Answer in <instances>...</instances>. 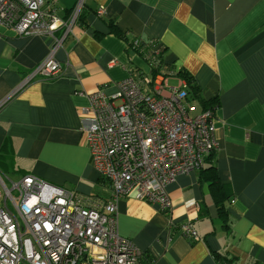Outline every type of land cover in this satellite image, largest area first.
I'll use <instances>...</instances> for the list:
<instances>
[{"label":"crops","instance_id":"obj_1","mask_svg":"<svg viewBox=\"0 0 264 264\" xmlns=\"http://www.w3.org/2000/svg\"><path fill=\"white\" fill-rule=\"evenodd\" d=\"M54 2L66 18L75 0ZM81 13L69 31L55 29L61 42L53 52L51 35L19 36L0 25V149L7 144L22 174L72 189L84 203L107 200L110 183L91 162L80 108L98 89L113 94L131 72L151 75L144 56L158 52L165 69L193 76L205 101L217 99L213 153L230 194L229 227L196 170L166 186L170 209L121 197L118 233L140 250L134 264H218L217 252L264 264V0H84ZM49 57L60 72L22 85ZM186 222L197 240L183 233Z\"/></svg>","mask_w":264,"mask_h":264},{"label":"built area","instance_id":"obj_2","mask_svg":"<svg viewBox=\"0 0 264 264\" xmlns=\"http://www.w3.org/2000/svg\"><path fill=\"white\" fill-rule=\"evenodd\" d=\"M54 0H0V25L19 36L48 34L52 52L61 39L57 27L70 30L84 0H75L66 18L56 15ZM101 13L102 10H97ZM138 43L137 40L134 41ZM151 75L131 72L106 95L89 93L80 108V131L99 175L110 183L107 200L88 198L33 174L5 181L0 174V264H134L140 250L118 233L117 202L123 196L171 208L166 186L180 174L199 170L217 146L211 110L195 111L181 78L153 53ZM60 64L49 57L31 70L53 76ZM194 110V111H193ZM193 111V112H192ZM183 233L197 240L190 223Z\"/></svg>","mask_w":264,"mask_h":264},{"label":"trees","instance_id":"obj_3","mask_svg":"<svg viewBox=\"0 0 264 264\" xmlns=\"http://www.w3.org/2000/svg\"><path fill=\"white\" fill-rule=\"evenodd\" d=\"M82 12V11H81ZM82 13H80L78 20L81 19ZM112 24H110L111 26ZM112 30L114 32H117L115 28L112 27ZM135 40L129 41V44L131 47L136 49V51L142 53L143 49L141 50V46L139 43L135 44ZM146 60L148 61L149 65L153 64L152 58L153 54L151 52L146 53L144 56ZM165 65V64H164ZM166 67V65H165ZM167 68V67H166ZM172 70V69H168ZM177 76L183 78L186 81L187 84V98L190 101H198L201 106V110H212L214 107L215 101L217 99H213V101H205L201 95H200V87L198 86L197 82L191 76L188 72H186L183 69H179L176 71ZM189 95V96H188ZM213 115V114H212ZM9 147L7 144H2L1 149H0V154L5 155L8 160L10 159V152H9ZM214 150L211 151L209 154L206 155L204 158V162L202 167L198 170V175H199V181L200 182H205L209 188V192L211 195V199L213 203L215 204L217 211H218V216L222 220V225L228 229L229 227V217H228V210H227V205L229 203V190L226 184L221 182L219 179V176L216 171V166L214 163ZM4 164V162H2ZM29 174V173H25ZM23 174V175H25ZM22 175V176H23ZM191 224V223H190ZM215 258L218 261V264H236V261H234V258H231L227 254H222L220 252H217L215 254Z\"/></svg>","mask_w":264,"mask_h":264},{"label":"rangeland","instance_id":"obj_4","mask_svg":"<svg viewBox=\"0 0 264 264\" xmlns=\"http://www.w3.org/2000/svg\"><path fill=\"white\" fill-rule=\"evenodd\" d=\"M169 82L170 85H173L176 83V80L170 79ZM2 162H4V164ZM21 171L22 169L17 167L16 164H14V162L11 159L8 160V158L5 155L0 154V174L4 177L8 185H10L11 181L12 182L19 181V179L23 175ZM0 189L1 191H3V187L1 184H0ZM19 264H25V263L21 262Z\"/></svg>","mask_w":264,"mask_h":264}]
</instances>
